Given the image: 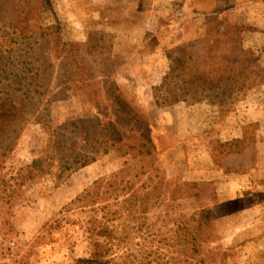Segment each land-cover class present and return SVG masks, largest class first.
I'll list each match as a JSON object with an SVG mask.
<instances>
[{
  "label": "rangeland",
  "instance_id": "rangeland-1",
  "mask_svg": "<svg viewBox=\"0 0 264 264\" xmlns=\"http://www.w3.org/2000/svg\"><path fill=\"white\" fill-rule=\"evenodd\" d=\"M211 71L228 94L175 103ZM6 110L0 264H154L143 238L132 258L92 249L103 180L164 201L143 229L204 218L198 252L164 248L167 264H264V0H0Z\"/></svg>",
  "mask_w": 264,
  "mask_h": 264
},
{
  "label": "trees",
  "instance_id": "trees-1",
  "mask_svg": "<svg viewBox=\"0 0 264 264\" xmlns=\"http://www.w3.org/2000/svg\"><path fill=\"white\" fill-rule=\"evenodd\" d=\"M179 64L180 66L175 68L170 74L175 78H178L177 76L181 78L182 76L181 71L182 67H184L183 59L179 60ZM176 73L179 74L176 76ZM188 74L189 75H186L187 78L183 85L176 91V94L178 96L181 94V97L180 99L174 100L175 103L177 101H187L189 97L195 102L201 101L204 97L209 96L219 98L220 94L221 96L228 94L232 86L231 77L226 75L215 76L212 71L210 73L198 72V74H190L188 72ZM116 103L118 107H124L123 103L120 101ZM2 105H4V103H2ZM12 110L14 111L13 108ZM10 111L6 110L1 113L0 120L2 123L0 130L3 128L4 123L14 120L15 115ZM105 126L106 124L104 125L105 131L109 133L112 125L108 124L106 127ZM108 127H110V129ZM115 135L117 136V134ZM105 139H107V142L113 140V137L111 139L110 135H107ZM148 142L150 143L149 139ZM118 184L117 181L103 180V208L95 209V213L103 211V225L97 221L91 222L90 226L86 229L93 250H105L117 246L123 256L127 255V257L132 258L134 254V252H132V250L134 251V241L137 240V238H143L144 241L151 240V244L158 242L159 248L154 249V247L150 245L144 247L145 251L143 252L145 259H150L151 263L154 264H167V255L163 253L164 248L168 249V251H177L190 245L195 252H198L194 231L195 229L197 231V229L202 228L204 218L195 220L197 223L196 227L194 226L193 228L184 227L182 226V222L184 221L177 220L175 223L177 229L170 234V231H164L162 228L156 229V231H152L149 227L143 229V227L137 225L139 219L146 220L148 215H150L149 213L156 209L157 206L158 208L164 206V201H157V204L154 202V189L140 193V191L134 190L133 188L118 187ZM165 211L166 212H162L160 215L155 216L156 220L154 225L159 222L162 224L167 223L166 218H169L170 212L168 209Z\"/></svg>",
  "mask_w": 264,
  "mask_h": 264
}]
</instances>
